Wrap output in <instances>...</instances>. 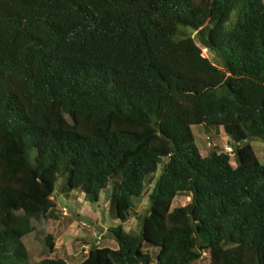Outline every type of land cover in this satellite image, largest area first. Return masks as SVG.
<instances>
[{
    "label": "trees",
    "instance_id": "trees-1",
    "mask_svg": "<svg viewBox=\"0 0 264 264\" xmlns=\"http://www.w3.org/2000/svg\"><path fill=\"white\" fill-rule=\"evenodd\" d=\"M194 125L232 153L202 156ZM252 140L264 143V0H0V264H67L30 262L22 241L55 215L59 179L83 203L112 188L117 248L89 245L78 264H264ZM179 194L190 202L172 208Z\"/></svg>",
    "mask_w": 264,
    "mask_h": 264
},
{
    "label": "rangeland",
    "instance_id": "rangeland-1",
    "mask_svg": "<svg viewBox=\"0 0 264 264\" xmlns=\"http://www.w3.org/2000/svg\"><path fill=\"white\" fill-rule=\"evenodd\" d=\"M205 57L212 59L211 55L202 49ZM191 131L195 142L202 156H206L213 150L217 152L225 151L232 153L233 141L225 136L219 129L213 128L212 134H206L204 128L199 125L191 126ZM218 132L217 136L215 135ZM250 144L259 162L264 164V143L260 140H252ZM217 148V149H215ZM231 164L235 166L234 157L231 155ZM159 167L147 185L145 194L140 198H133V211L130 218L123 224L125 231L136 232L139 230L138 215H142L148 207V194L150 193L156 179L160 174ZM62 181L59 179L55 184L53 203L55 205V215L39 221H33L34 231L22 238L28 251L29 261L38 262L42 258L61 257L67 264H78L81 262L89 248V245L98 247L117 248L116 241L108 231L110 227L117 225L110 211V193L112 188L109 185L100 194L97 203H83V198L77 197L73 192L66 197L65 192L61 191ZM75 196V197H73ZM190 195L179 194L172 203V208L183 207L190 202ZM76 201L82 203V207L75 205ZM66 211L63 212V209ZM47 234L54 237V251L49 253L44 245V238ZM209 258L206 255L198 261V264H208Z\"/></svg>",
    "mask_w": 264,
    "mask_h": 264
},
{
    "label": "built area",
    "instance_id": "built-area-1",
    "mask_svg": "<svg viewBox=\"0 0 264 264\" xmlns=\"http://www.w3.org/2000/svg\"><path fill=\"white\" fill-rule=\"evenodd\" d=\"M204 51H207V48H203ZM66 211V209L64 208L63 209V212Z\"/></svg>",
    "mask_w": 264,
    "mask_h": 264
}]
</instances>
